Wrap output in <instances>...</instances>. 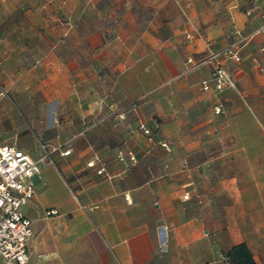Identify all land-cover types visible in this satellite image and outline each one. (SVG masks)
<instances>
[{
    "label": "crops",
    "instance_id": "crops-1",
    "mask_svg": "<svg viewBox=\"0 0 264 264\" xmlns=\"http://www.w3.org/2000/svg\"><path fill=\"white\" fill-rule=\"evenodd\" d=\"M263 10L0 0V145L33 158L41 142L71 146L31 177L26 264H230L238 243L264 264V36L221 60L234 87H201L209 55L259 27ZM136 99L124 119L109 116V103Z\"/></svg>",
    "mask_w": 264,
    "mask_h": 264
},
{
    "label": "built area",
    "instance_id": "built-area-1",
    "mask_svg": "<svg viewBox=\"0 0 264 264\" xmlns=\"http://www.w3.org/2000/svg\"><path fill=\"white\" fill-rule=\"evenodd\" d=\"M262 22L254 31L244 35L239 41L230 43L224 49L212 52L208 59L212 63V70L209 80H203L201 87L204 90L209 88L210 83L217 91L226 86L234 87L229 74L222 65L223 59L240 60L238 50L241 41L246 40L254 35L264 36V10L261 15ZM187 38L193 35L186 33ZM188 63L192 62L191 58L187 59ZM191 68H188L189 70ZM264 73V68H260ZM6 96V91L0 86V97ZM139 99L129 103L127 107L119 108L113 103L107 105L109 116L112 119L120 120L125 117V110H135L138 107ZM221 111L220 106L215 107V112ZM91 126V123L89 124ZM145 134L150 133V129L143 123L139 124ZM162 146L169 150V147L162 143ZM40 154L33 158L13 144L0 145V258L16 264H26L30 258L28 241L32 236L31 221L23 215L21 207L25 205L34 195V183L31 177L38 176L40 173V163H53V155L59 153L67 156L71 152V146L49 145L41 142L39 144ZM119 158L123 157L119 155ZM131 159L134 158L131 156ZM105 168L100 167L98 173L104 172ZM184 199L188 198L187 194L183 195ZM57 214L56 209H49L46 215ZM52 264H62L55 262Z\"/></svg>",
    "mask_w": 264,
    "mask_h": 264
},
{
    "label": "trees",
    "instance_id": "trees-1",
    "mask_svg": "<svg viewBox=\"0 0 264 264\" xmlns=\"http://www.w3.org/2000/svg\"><path fill=\"white\" fill-rule=\"evenodd\" d=\"M230 264H256L250 251L244 243H238L226 253Z\"/></svg>",
    "mask_w": 264,
    "mask_h": 264
}]
</instances>
